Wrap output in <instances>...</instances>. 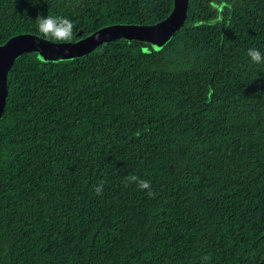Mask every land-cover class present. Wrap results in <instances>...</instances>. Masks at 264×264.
<instances>
[{"label":"trees","instance_id":"16d2710c","mask_svg":"<svg viewBox=\"0 0 264 264\" xmlns=\"http://www.w3.org/2000/svg\"><path fill=\"white\" fill-rule=\"evenodd\" d=\"M172 5L0 0V44L40 34L38 16L70 19L73 40ZM252 47L264 53V0H189L159 48L116 38L71 58L19 54L0 117V264H264V64Z\"/></svg>","mask_w":264,"mask_h":264},{"label":"water","instance_id":"95a60500","mask_svg":"<svg viewBox=\"0 0 264 264\" xmlns=\"http://www.w3.org/2000/svg\"><path fill=\"white\" fill-rule=\"evenodd\" d=\"M189 0H173L170 12L152 23L114 22L71 41L52 42L35 32H20L0 44V117L6 104L8 71L16 57L30 50L44 60L71 58L90 52L104 41L116 38L150 42L154 48L163 46L179 30L188 14Z\"/></svg>","mask_w":264,"mask_h":264},{"label":"clouds","instance_id":"9594fccd","mask_svg":"<svg viewBox=\"0 0 264 264\" xmlns=\"http://www.w3.org/2000/svg\"><path fill=\"white\" fill-rule=\"evenodd\" d=\"M37 30L42 38L52 42L71 41L73 38L74 25L72 21L63 16H38L36 18ZM247 55L254 64H264V53L259 49L252 47L247 50ZM136 184L141 190H147L149 196L155 194L151 191V184L148 180L142 179L136 175L125 177V185ZM103 182L94 189L97 195L103 194ZM207 259V257H205Z\"/></svg>","mask_w":264,"mask_h":264}]
</instances>
